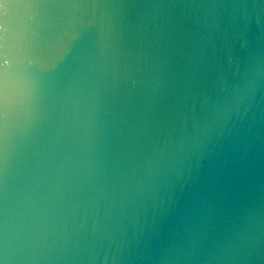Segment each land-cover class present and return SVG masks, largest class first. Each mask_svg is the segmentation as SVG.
<instances>
[{
	"label": "water",
	"instance_id": "obj_1",
	"mask_svg": "<svg viewBox=\"0 0 264 264\" xmlns=\"http://www.w3.org/2000/svg\"><path fill=\"white\" fill-rule=\"evenodd\" d=\"M0 264H264V0H0Z\"/></svg>",
	"mask_w": 264,
	"mask_h": 264
}]
</instances>
